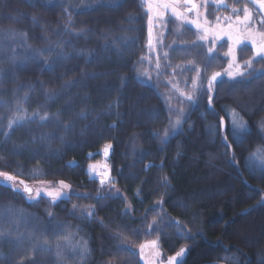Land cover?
<instances>
[{"label":"trees","instance_id":"1","mask_svg":"<svg viewBox=\"0 0 264 264\" xmlns=\"http://www.w3.org/2000/svg\"><path fill=\"white\" fill-rule=\"evenodd\" d=\"M61 5L74 6L69 7V27L88 29L85 36L66 31L69 16ZM130 13L135 17L132 22L127 19ZM32 16L37 18L36 24ZM172 26L167 25L169 29ZM8 27L26 31L27 43L33 49L51 47L65 54L58 60L46 52L52 67L41 57L15 69V78L11 76L12 66L0 58V68L9 71L0 87L3 99L11 102L14 89L23 96L31 86L30 100L24 105L29 113L42 111L40 106H45L50 113L61 111V120L72 125L65 132L55 124L32 122L16 128L10 138L0 135V157H4L0 170L14 174L22 170L21 178L34 188L44 186L41 180H64L72 186V198L54 204L44 196L30 201L23 192L0 188V205L13 204L28 216L29 228L47 230L53 251H37L35 259L40 264H143L137 246L157 236L164 258L186 247L182 264H264V204L258 203L264 194V171L252 167L249 159L250 153L264 147V134L258 129V121L264 117V82H217L212 105H208L206 92L199 94L182 129L161 143L157 133L162 135L169 119L162 93H168L170 85L162 77L153 78L150 84L137 80V66L140 57L146 55L148 39L147 14L140 0H123L122 7L96 9L83 8L81 0H40L35 7L26 0H0V28ZM124 37L130 38L127 46L119 43ZM64 41L70 43L56 48ZM79 50H83L82 55ZM16 51L23 56V47ZM121 77L125 78L123 84ZM66 81L77 84L63 88ZM46 89H55L58 98L49 101ZM225 107L235 108L250 128L242 140L228 132L231 148L222 141L223 133L210 131V126L219 125L221 117L227 119ZM81 110L87 118L80 117ZM0 113H5L3 105ZM6 123V119L0 120V125ZM46 133L53 134L41 138ZM108 143L113 147L109 166L115 188L110 194L106 185L101 194L110 198L97 201L100 184L87 169L101 160V151ZM32 169L39 170L34 177L28 175ZM163 177L169 181L167 187ZM84 195L89 198L84 199ZM160 200L162 205L156 206ZM73 204L95 205V217L81 216L80 207L74 210ZM160 216L164 219L155 226L158 231L149 229L152 219ZM171 221H179L190 232H181ZM57 226L72 234L69 241H58L66 257L62 260L56 258L57 240L52 235L54 229L60 232ZM117 230L128 236L135 256L117 254L121 243L113 239ZM82 240L91 249L86 261L71 251ZM27 248L25 244L18 251L0 244V264H11Z\"/></svg>","mask_w":264,"mask_h":264},{"label":"snow or ice","instance_id":"2","mask_svg":"<svg viewBox=\"0 0 264 264\" xmlns=\"http://www.w3.org/2000/svg\"><path fill=\"white\" fill-rule=\"evenodd\" d=\"M40 0H26L31 6L35 7L36 3ZM81 5L83 8L96 9L98 7H122L123 0L115 2V0H81ZM140 5L146 11L147 14V25H148V39L146 47L150 54H154V71L156 72L157 78L162 74L168 76L167 85L171 87L168 89V93L165 94L164 99L168 108V126L162 130V135L157 133L161 143H167L169 137L174 134L177 130L182 128L183 123H185V108L183 107L184 102L189 104H195L198 100L199 94L202 92L207 93L208 105L211 106L213 102L212 93L215 90L218 78L222 75H226L230 80H237L241 78L239 82L251 83L252 80L264 78V68L257 69L254 67L256 63L264 64V0H245L242 5L237 3L229 4L227 0H140ZM213 6L216 10L221 8L230 9V14L228 15H216L214 20H210L208 16V7ZM45 6H48L45 4ZM65 13H68L69 21L65 25L66 31H70L77 37L85 36L88 29L81 28L75 29L70 28L69 25L72 23L71 13L69 12V7H74L69 5L64 7ZM173 17L176 21L180 22V25H194L196 28V40L194 41H184L173 39L171 43H165V29L168 23L166 19L168 16ZM24 15V14H20ZM194 17V18H193ZM11 19V18H10ZM129 22H132L135 17L133 14L127 16ZM32 23H37V18L35 16L31 17ZM159 28L160 31H155ZM176 36H181L180 28L178 27ZM0 37L3 38V42L0 43V58H6L7 62L12 66L11 76L16 77L17 73L15 69L19 68L21 65H27L29 61L37 60L43 57V63L52 67L49 64L45 53L49 55L55 54L57 59L65 58L63 51L56 52L54 48H42L33 49L28 41V34L26 31L18 30L14 27L0 28ZM223 37H227L230 42L228 51L224 53V56L229 58L227 68L221 71H213L210 75H205L207 69L210 67L212 60L214 59V53L216 49V43ZM130 38L124 37L119 41L120 44L127 46ZM22 41V44H15V41ZM211 40V46L207 47V51L204 53L205 60L203 63L197 62L195 59L188 60L184 63L172 64L170 53L168 49L173 51L179 50L181 52L191 54L194 49L201 48ZM65 43H70V41H64L56 44V48L63 49ZM117 41H113V45H116ZM173 45L177 47L173 49ZM250 45L252 55L240 61L237 59V50L241 46ZM17 47L24 48L23 56L19 55L16 51ZM78 54H83V50H79ZM148 60L149 63H153L152 55L140 57V63ZM171 69V73H167L166 70ZM140 75L147 77L149 80L152 79L151 73L147 68L143 71L137 69ZM194 73L191 77L185 75V73ZM9 71L0 68V87H2L4 80L8 77ZM95 76V74H92ZM182 76L183 81L188 87L181 88L180 81L176 79V76ZM125 78L121 77V83ZM42 83V82H41ZM77 81H66L63 88L75 87ZM22 87V85L17 86ZM33 91L31 86L24 91L23 96L17 95V90H13V101L9 102L3 99L4 93L0 91V105H3L5 113H0V120H7V123L0 125L3 131L0 132L5 138H10L11 133L18 127H23L26 123L39 122L41 125L55 124L61 126L62 129L67 132L71 128V121L64 123L61 120L63 113L57 111L55 113H50L47 111L45 106H40L41 110H36L31 113L24 106L30 100V93ZM178 93L181 106L173 108L171 101L173 99V94ZM45 96L49 101H55L58 98V93L55 89H46ZM112 107L111 104L108 106ZM227 114L230 117V129L225 131V121L221 117L218 126H210V131L213 133H223L221 138L227 148H231V144L228 143V132L236 140H242L244 135L250 132L249 124L244 119V117L235 109L228 108ZM81 118H87V113L81 110L79 113ZM158 116L159 113H155ZM175 115V119H172ZM259 128L261 132H264V118L258 121ZM53 133L42 134L41 138L44 136H51ZM33 140L36 137H32ZM63 141L64 137H60ZM112 145L110 143L104 145V155L108 156ZM13 154H16L15 149H13ZM179 155V152L177 153ZM234 158V154H233ZM4 159V157H0ZM250 161H252V167L259 165L261 170H264V147H258L255 152L250 153ZM74 163V162H73ZM17 167H20L19 165ZM100 166L96 164H89V172L99 178L100 188L97 189V195L95 199L97 201L105 200L110 198L109 195H102L101 189L106 185L108 186L109 193H112V189L115 188V181L110 175V169L105 164L103 166V171H99ZM38 169H32L28 172L29 176L34 177L38 173ZM24 172L21 170L19 173H10L5 170H0V188H7L15 194L21 192L27 194L29 200H35L41 195L42 189L39 187L30 186L29 183L22 179L21 176ZM163 186L167 187L169 181L167 177L162 178ZM41 185L46 186V195L50 197V202L55 203L64 198L71 199L72 186L60 180L58 182L53 181H39ZM58 185V186H57ZM115 194H119V189H115ZM77 198H81L77 196ZM84 199H88L87 195L83 196ZM162 200L156 202V206H161ZM260 204H264V194L261 195ZM80 207L81 216L87 218L95 217V205L79 206L73 204L72 208L75 210ZM154 210V209H153ZM49 216H52L51 211L48 212ZM164 217H154L147 225L152 231H158L155 227L158 221H163ZM170 219V218H169ZM102 222V221H101ZM177 229L181 232L188 231L185 226L181 225L179 221H171ZM30 220L28 216L24 213L22 209L16 208L13 204L8 203L5 205H0V244H7L14 247L16 250H22L25 244L28 245L26 251H23L18 258L11 261V264H40L35 259V253L37 251L42 253L52 252L53 243L47 235V230L41 231L37 227L29 228ZM60 228V232L54 229L52 235L56 238L55 243V255L57 260L65 259L64 251L62 250L61 244L58 242L60 240L69 241L71 233L67 232L62 226H57ZM136 230H134L135 232ZM113 239L119 240L121 243L117 246V254L120 252H128L129 255L135 256L136 253L133 251V247L129 244L128 236L124 232L117 230ZM65 248L68 245L64 246ZM139 248V258L144 261V264H182V257L186 252V247H181L174 255L168 256L166 261L160 260L161 252L159 250V236L148 242L140 243ZM149 249L152 252L153 259H149L146 255L145 250ZM75 256L80 260L86 261L91 255V249L88 247V242L82 240L77 247L71 249ZM105 264H114V261H106ZM122 264H127V261H123Z\"/></svg>","mask_w":264,"mask_h":264},{"label":"rangeland","instance_id":"3","mask_svg":"<svg viewBox=\"0 0 264 264\" xmlns=\"http://www.w3.org/2000/svg\"><path fill=\"white\" fill-rule=\"evenodd\" d=\"M209 9H211L213 11V14H215V15L223 16L225 14L224 13L225 11L227 12V14H225V15L230 14V9H228V10L227 9H223V10H220L219 9V10H216L213 6L209 7ZM166 19L167 20L169 19L170 22H172L173 20L176 21L173 17L170 16V14H169V16ZM178 23L176 22V24L174 25V28L172 29V33H173L172 36H170V34H169V31H171V29H169V27L166 26V29H165V37H166L165 38V43L166 44L171 43L173 39L184 40V41H194V40H196V38H197L196 37V28H195L194 25H183V26H181L180 25V22H178ZM167 25H168V23H167ZM178 27L180 28V32L182 33L181 36H176L175 35V32H176L175 29H177ZM155 31H160V29L157 28V29H155ZM229 44H230V42L228 41L227 37H223L222 39H220L219 41H217V43H216V49H215V53H214L215 61H212L211 62V65L207 69V72L205 73V75H210L213 71H221V72H223L222 60H224V59L226 60L227 59V57L224 56V53L228 51ZM209 46H211V40H209V42L207 44H205L203 47L194 49L191 54H187V53H184V52H181V54L174 53V51L172 49H168V51L170 53V57H171V61H172V64L173 65H175L177 63H184V62H186L188 60H192V59H195L197 62L203 63V61L205 60V58H202V57H205L204 56V53L207 51V47H209ZM242 46H244V45H242ZM176 47H177L176 45H173V49L176 48ZM172 52L176 55V58H175V55L172 54ZM147 55H152L153 63H149L148 60H145V61H143L142 64L141 63L138 64L137 69H139L140 71H143L144 68H147L149 70V72L151 73L152 79L149 80L147 77L140 75L139 72L137 71V80L139 82H141V83L150 84V83H152L153 78H157V76H156V72L154 71V67H155V65H154V54H150L149 51H148V49H147V47H146V55L145 56H147ZM225 68H227V66ZM166 72L170 74L171 73V69H167ZM185 75L188 76V77H191L192 75H194V73L188 72V73H185ZM160 77L164 78V81L165 82L167 81L168 76L162 74ZM176 79L180 81V87L181 88L188 87V85H186L184 83L182 76L177 75L176 76ZM240 79L241 78H237V80H240ZM224 81H231L229 83H232V80H230L226 75H223V77L219 81V83L220 82H224ZM233 82H235V80H233ZM216 86H217V84H216ZM165 94H167V93H162L163 98H164ZM215 94H216V87H215L214 92L212 93L213 98H214ZM181 99L182 98L179 97V94L178 93H174L173 94V99L171 101V104H172V106H173L174 109L180 106L179 104L177 105L174 102L177 103V100H181ZM164 105H165V108H166V110L168 112V108H167V105L165 103V99H164ZM184 105H186V107H185V116H184V120L186 121L187 115H188V112H189V108H191L192 107L191 105H193V104H189L188 102L185 101L184 102ZM225 109L227 110L228 108L225 107ZM226 116H227L226 117L227 119H225L224 121H225V126H226L225 128L227 129V127H230V117L227 114V111H226ZM172 119H175V115H173ZM182 127H183V125H182ZM181 129L177 130L171 136L176 135ZM258 129L260 131L259 124H258ZM261 133L264 134V132H261ZM103 150L101 151V160L99 162H97V163H92V164H96V165L100 166L98 168L99 171H103V166L105 164L110 169L109 161H110V157H111V154H112V151H113V147L109 151L108 156H105L104 155V151ZM256 166H257V168L259 170H261V168L259 167V165H256ZM261 171H264V170H261ZM87 172L89 173V175H90V177L92 179H95V180L99 181V178L93 176L89 172V169H87ZM110 175L112 177L111 169H110ZM39 188L42 189L40 197L41 196H44V197H46L50 201V197H48L46 195V186L39 187ZM37 199H35V200H37ZM35 200H30V201H35ZM159 250L161 252L160 246H159ZM137 252L139 253V248L137 249ZM145 252H146V255H148V258L149 259H153L154 258L153 255H152L151 250L146 249ZM186 253H187V250H186L184 256L182 257V261L185 259ZM159 259L166 261L167 258H164L163 254L161 252V256L159 257ZM142 262L144 264V261H142Z\"/></svg>","mask_w":264,"mask_h":264},{"label":"flooded vegetation","instance_id":"4","mask_svg":"<svg viewBox=\"0 0 264 264\" xmlns=\"http://www.w3.org/2000/svg\"><path fill=\"white\" fill-rule=\"evenodd\" d=\"M227 2L229 4H232V3H237L238 5H242L245 0H227ZM211 7V5L209 6ZM208 7V16H209V19L210 20H214V17L216 16L215 14H213V11L211 9H209ZM224 8H221L220 10H223ZM228 10V9H227ZM225 14H227V12L225 11L224 12ZM224 14V15H225ZM176 22L178 23L179 21H172L170 22L169 19H168V23H173L174 25L176 24ZM179 24V23H178ZM174 28V26H172L170 29ZM171 36V35H170ZM174 53H178V52H175ZM172 52V54H174ZM175 55V54H174ZM252 55V51H251V47L250 45L248 46H242L238 51H237V59L240 60V61H243L247 58H249L250 56ZM175 58H176V55H175ZM202 58H205V57H202ZM212 61H215V58L212 60ZM228 61H229V58L227 57V59L225 60H222V65H223V69L228 65ZM254 67H256L257 69H261V68H264V64L262 63H256L254 65ZM223 75L218 79L217 82H219L221 79H222ZM241 80V79H240ZM240 80H235V82H239ZM224 82H231V81H224ZM233 82V80H232ZM246 82V81H245ZM251 82H264V78H261V79H255V80H252Z\"/></svg>","mask_w":264,"mask_h":264},{"label":"water","instance_id":"5","mask_svg":"<svg viewBox=\"0 0 264 264\" xmlns=\"http://www.w3.org/2000/svg\"><path fill=\"white\" fill-rule=\"evenodd\" d=\"M219 78H220V77H219ZM219 78H218V79H219Z\"/></svg>","mask_w":264,"mask_h":264}]
</instances>
